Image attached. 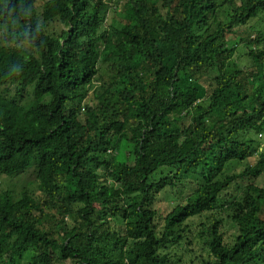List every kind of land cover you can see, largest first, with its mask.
I'll return each instance as SVG.
<instances>
[{"label":"trees","instance_id":"16d2710c","mask_svg":"<svg viewBox=\"0 0 264 264\" xmlns=\"http://www.w3.org/2000/svg\"><path fill=\"white\" fill-rule=\"evenodd\" d=\"M115 5L0 0V264H264V0Z\"/></svg>","mask_w":264,"mask_h":264},{"label":"rangeland","instance_id":"374dc122","mask_svg":"<svg viewBox=\"0 0 264 264\" xmlns=\"http://www.w3.org/2000/svg\"><path fill=\"white\" fill-rule=\"evenodd\" d=\"M111 4L112 9L115 8V4L117 0H106ZM121 14V15H120ZM128 9L125 8V6H121L117 12H113L110 11L108 14V19H107V23H119V22H124V17L125 19L128 17ZM123 20V21H122ZM256 35V34H254ZM121 157L123 158L124 162H127L129 164L132 163L133 161V155L132 153L129 151V149H125L123 148L121 150ZM244 166L241 165V167L237 166V169L240 170L242 169ZM35 181V176L33 173L32 169H29L19 175L16 176H2L0 175V184L3 188H7V189H11L15 192H17L19 190V186L21 184H27L29 188H31L33 191H35L36 187L34 184ZM249 180H245L242 181L241 184L246 185V183ZM252 183H254L255 185L259 186V187H263L264 186V175L260 176L258 175V177H253V179L250 180ZM177 189H173V190H165L159 194H157L154 197V206L155 208H159L161 211L163 210H167V208L170 207V204L176 199L178 200V202L183 199L187 194H189L192 189L196 186L195 184V179L194 178H187L186 180H184L180 185H177ZM238 190V185L232 186V188L229 190L230 194H236L235 192ZM230 196V195H229ZM75 208V206H74ZM164 211V212H165ZM163 212V213H164ZM162 218L157 217L155 220V223L157 225V228H159L160 226H162ZM232 231H229L226 239H228L231 235ZM22 264H27V258L25 260L22 261Z\"/></svg>","mask_w":264,"mask_h":264}]
</instances>
